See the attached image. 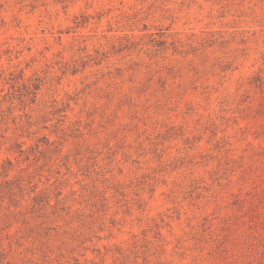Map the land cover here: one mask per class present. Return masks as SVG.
I'll return each instance as SVG.
<instances>
[{"label": "rangeland", "instance_id": "obj_1", "mask_svg": "<svg viewBox=\"0 0 264 264\" xmlns=\"http://www.w3.org/2000/svg\"><path fill=\"white\" fill-rule=\"evenodd\" d=\"M0 264H264V0H0Z\"/></svg>", "mask_w": 264, "mask_h": 264}]
</instances>
